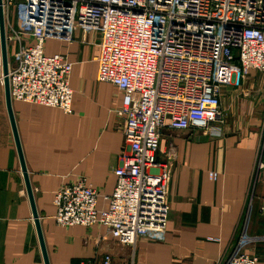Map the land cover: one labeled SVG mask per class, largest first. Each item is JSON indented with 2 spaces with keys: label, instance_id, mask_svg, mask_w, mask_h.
I'll list each match as a JSON object with an SVG mask.
<instances>
[{
  "label": "built area",
  "instance_id": "2783aa9c",
  "mask_svg": "<svg viewBox=\"0 0 264 264\" xmlns=\"http://www.w3.org/2000/svg\"><path fill=\"white\" fill-rule=\"evenodd\" d=\"M11 100L72 112V62L46 55V39L71 41L76 29L100 35L96 80L121 93L125 145L114 169L113 191L97 207L98 190L81 178L54 192L57 225L106 227L118 242L140 237L163 241L169 210V163L178 158L168 139L159 159L162 131L218 132L224 123V86L251 70L264 74V0H2ZM14 11L15 24L11 23ZM24 40H28L25 44ZM237 63V72L235 71ZM0 49V82H3ZM264 135L256 171L264 169ZM216 179L217 172H209ZM240 235L218 264H262L239 251ZM83 264H112L104 253Z\"/></svg>",
  "mask_w": 264,
  "mask_h": 264
},
{
  "label": "crops",
  "instance_id": "0c3cea01",
  "mask_svg": "<svg viewBox=\"0 0 264 264\" xmlns=\"http://www.w3.org/2000/svg\"><path fill=\"white\" fill-rule=\"evenodd\" d=\"M10 19L14 25V11ZM99 40L97 32L84 34L76 29L71 41L46 39L43 43L46 55H62L72 62L71 113L11 100L48 263L83 264L108 253L112 264H218L244 234L251 240L242 242L239 251L264 264V170L256 173L255 168L264 135L259 126L264 120L259 119L264 111V74L253 70L246 77H239L236 87L222 89L221 106L227 120L218 132L162 131L159 153L168 139L174 141L178 151V158L168 165L169 210L163 241L140 237L129 246L112 238L106 227L98 223L66 227L56 224L53 196L64 184L86 179L98 190L97 207L106 206L104 196L113 191L114 169L125 145L122 118L116 112L122 103L121 93L112 84L96 80ZM7 48L12 55L17 46L14 41H7ZM249 89L257 93L255 107L237 115L225 93L234 95V102L239 101L237 94L246 96ZM210 171L217 172L216 179H210ZM0 264H44L3 82Z\"/></svg>",
  "mask_w": 264,
  "mask_h": 264
},
{
  "label": "water",
  "instance_id": "95a60500",
  "mask_svg": "<svg viewBox=\"0 0 264 264\" xmlns=\"http://www.w3.org/2000/svg\"><path fill=\"white\" fill-rule=\"evenodd\" d=\"M0 49H1V58H2V70H3V75H4L3 86H4L5 102H6V107H7V111H8L9 121H10L11 128H12V133H13V137H14V141H15V145H16V149H17V154H18V158H19L21 171L23 173L26 193H27L28 200H29V203L31 206L32 216L34 219V223H35V227H36V231H37V235H38V239H39V244L41 247L43 261H44V264H49L48 259H47L45 246L43 243V238L41 235V229H40V225H39V221H38V215H37L34 200H33L32 189H31V186L29 183L27 172H26L25 162H24L21 147L19 144L17 130H16L13 114H12L11 98H10V93H9V84H8V77H7L9 54H8V48H7V39H6L3 9H2V0H0Z\"/></svg>",
  "mask_w": 264,
  "mask_h": 264
},
{
  "label": "rangeland",
  "instance_id": "374dc122",
  "mask_svg": "<svg viewBox=\"0 0 264 264\" xmlns=\"http://www.w3.org/2000/svg\"><path fill=\"white\" fill-rule=\"evenodd\" d=\"M13 54H14V52H13ZM13 54L11 55H9V60H10V63L12 64V61H13ZM90 65V64H89ZM234 65H236V69H235V71L237 72V63L236 62H234ZM254 72L256 71V70H253ZM257 72V71H256ZM234 78L235 79H239V78H237L236 77V73L234 74ZM247 80V79H246ZM237 86V84H236V82L235 83H231V84H228V85H226V86H224L223 87V89H225L226 87L228 88V87H236ZM241 88V87H240ZM250 91H247L246 92V96H243V93L241 92V93H239V94H237L238 95V99H239V101H238V103H237V101H231V98L234 96H230L231 94H228V93H225V99L226 98H228V100H230L229 101V103L230 104H234L233 105V107H232V110H234V112L235 113H237V115L239 114V115H243V110L245 109V110H247V109H251V108H254L255 107V104H254V102L253 101H255L254 99L256 98V92H255V90H253V91H251V89H249ZM230 93V92H229ZM234 99H235V96H234ZM223 113L225 114L224 116H223V119H224V123L226 122V120H227V116H226V110L224 109V107H223ZM245 112V111H244ZM257 112V111H256ZM257 114H259L258 112H257ZM244 115H247V114H244ZM262 115H264V111L262 112ZM261 115V117H259V119L260 120H262L263 119V117L264 116H262ZM248 117V116H247ZM239 120V118L237 117V121ZM246 121V120H245ZM264 120H262L260 123H259V126H261V127H263V129H264V122H263ZM224 123H220V122H214L212 125H214V126H218L219 128L220 127H222V126H224ZM159 159H163L161 156H159ZM263 159H264V157H263ZM264 169H258V171H256V173H259V172H261V171H263ZM255 173V174H256ZM255 183V182H254ZM252 184V186H254L255 184Z\"/></svg>",
  "mask_w": 264,
  "mask_h": 264
}]
</instances>
